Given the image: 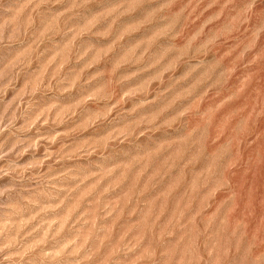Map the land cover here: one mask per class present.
<instances>
[{
    "label": "rangeland",
    "instance_id": "rangeland-1",
    "mask_svg": "<svg viewBox=\"0 0 264 264\" xmlns=\"http://www.w3.org/2000/svg\"><path fill=\"white\" fill-rule=\"evenodd\" d=\"M0 264H264V0H0Z\"/></svg>",
    "mask_w": 264,
    "mask_h": 264
}]
</instances>
